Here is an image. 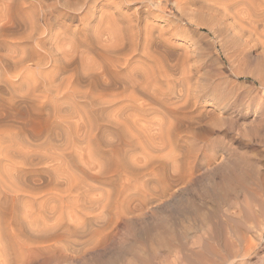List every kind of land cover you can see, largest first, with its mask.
<instances>
[{"label":"rangeland","instance_id":"obj_1","mask_svg":"<svg viewBox=\"0 0 264 264\" xmlns=\"http://www.w3.org/2000/svg\"><path fill=\"white\" fill-rule=\"evenodd\" d=\"M196 7L0 0V264H264V49Z\"/></svg>","mask_w":264,"mask_h":264},{"label":"bare ground","instance_id":"obj_2","mask_svg":"<svg viewBox=\"0 0 264 264\" xmlns=\"http://www.w3.org/2000/svg\"><path fill=\"white\" fill-rule=\"evenodd\" d=\"M193 1V4H195V5H197V7H196V9H193V11H197V10H199V9H205V11H208L209 12V14H216L217 13V15H219V17H220V19H225V20H227V21H224V22H226V24H227V28L231 31V36H229L230 34H228V37H230V40H231V44H234L235 46L236 45H253V46H255V45H260L261 46V48H263L264 49V26H263V19H255L254 17H253V14L252 13H250V12H244V11H241V10H234V9H231V8H229V7H227V8H225V7H223V8H221V7H219L218 5H216L214 2H211V1H201L200 3H198L197 2V0H192ZM174 2H176V3H182V4H185V3H187V0H184V1H182V0H174ZM254 2V1H253ZM153 4V3H152ZM175 5H177V4H175ZM181 10V9H180ZM189 11V10H188ZM191 11H192V8H191ZM213 12V13H212ZM199 13H200V10H199ZM192 14V13H191ZM147 16H146V20H148V19H153V18H155V16L156 15H158V14H156V13H154V11H148L147 12V14H146ZM185 15V14H184ZM188 15V14H187ZM187 17H189V19L187 18ZM186 18L188 19V20H186V24H188V25H190V23L192 22L191 21V18H193V16L191 15V16H187ZM195 17V16H194ZM145 18V17H144ZM203 19V18H202ZM210 19H212V18H210ZM145 21V20H144ZM208 20H206V18H205V21H203V20H198V21H193L192 23H194L193 25H194V27H195V29L196 30H206L205 32H204V34L206 33V36H208L209 35V33H215V34H217V36L220 38L219 40H218V42L219 41H222V45L220 44V46L222 47V49H223V45H224V41H223V38L225 39V37L223 36V34H221L220 33V31L222 30V29H220V30H218L215 26L213 27L211 24H210V22H207ZM211 21V20H210ZM143 22V21H142ZM138 23V22H137ZM176 24H178V23H176ZM175 24V25H176ZM151 25H153V28H154V24H152L151 23ZM151 25H148V21H146V23H144V30L143 31H145L144 33H148V35H151V34H149V33H151L152 32V28H150V26ZM192 25V26H193ZM186 26V25H185ZM217 26V25H216ZM224 26H225V24H224ZM139 27V26H138ZM157 28V27H156ZM185 28V27H184ZM226 28V29H227ZM141 29V28H140ZM161 29V28H160ZM175 30L173 31V32H171V34H168V36L169 35H178L180 32V26H175V28H174ZM183 29V28H182ZM171 30V29H170ZM173 30V29H172ZM228 30V31H229ZM151 31V32H150ZM164 30L162 29V32H163ZM184 31V30H183ZM165 32V31H164ZM163 32V33H164ZM227 33H229V32H227ZM210 36V35H209ZM216 36V35H215ZM145 37H146V35H145ZM171 37V36H170ZM218 37H217V39H218ZM166 38V37H165ZM149 39V38H148ZM168 39V38H167ZM226 39H227V37H226ZM226 39H225V41H226ZM229 40V39H228ZM148 41V40H147ZM214 41V40H213ZM216 42V41H215ZM220 43V42H219ZM214 44V43H213ZM218 45V44H217ZM226 45L228 46V44L226 43ZM230 45V44H229ZM233 45V46H234ZM240 45V46H241ZM234 46V47H235ZM214 47V46H213ZM220 47V48H221ZM224 47H226V46H224ZM234 47L232 48V47H229L230 49L232 48V49H234ZM237 47V46H236ZM220 48H219V50H220ZM228 48V47H227ZM228 48V49H229ZM240 48V47H239ZM224 50V49H223ZM236 50V49H235ZM242 50V49H241ZM222 51V50H221ZM230 51V50H229ZM238 51V50H237ZM217 52V51H216ZM225 52H227V51H225ZM232 52H234V50H232ZM232 52L231 53H229V55H231L232 54ZM236 52V51H235ZM243 52V51H242ZM221 53V52H220ZM240 53V54H239ZM238 54H239V57H240V55H241V52H239ZM223 54V53H222ZM227 54V53H226ZM235 54V53H234ZM233 54V56H234V58H235V56L237 57V55H234ZM150 56H151V54H150ZM226 56V55H225ZM226 57H230V56H226ZM238 57V58H239ZM228 59V58H227ZM229 59H231V58H229ZM236 59V58H235ZM234 60V59H233ZM232 60V61H233ZM232 61H230V62H232ZM235 62V61H234ZM21 66V65H20ZM238 75V74H237Z\"/></svg>","mask_w":264,"mask_h":264}]
</instances>
